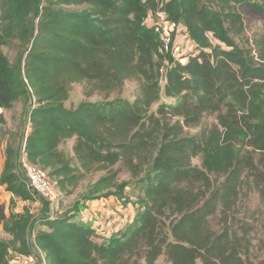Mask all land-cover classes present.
Wrapping results in <instances>:
<instances>
[{
	"label": "trees",
	"instance_id": "obj_1",
	"mask_svg": "<svg viewBox=\"0 0 264 264\" xmlns=\"http://www.w3.org/2000/svg\"><path fill=\"white\" fill-rule=\"evenodd\" d=\"M160 8L187 29L195 54L174 60L159 52L145 20ZM246 9L264 16V0H0V110L23 101L28 123L20 152L6 146L1 183L21 200L37 199L18 173L24 157L67 196L104 172L60 216L50 215V201L42 214L28 206L7 214L0 200V226L10 236L0 239V264H11L9 249L40 253L41 264H157L162 256L165 264H264L250 259L249 229L236 216L247 191L264 201V33L255 48L239 42ZM15 41L26 47L21 65L4 52ZM127 80L137 82L132 103L109 111L112 102L66 104L73 84L108 96ZM206 115L246 136L248 149L221 180L193 163L207 136L189 130ZM73 138L72 154L62 146ZM124 171L143 182L141 208L126 229L98 242L76 213L89 200L124 199Z\"/></svg>",
	"mask_w": 264,
	"mask_h": 264
},
{
	"label": "rangeland",
	"instance_id": "obj_2",
	"mask_svg": "<svg viewBox=\"0 0 264 264\" xmlns=\"http://www.w3.org/2000/svg\"><path fill=\"white\" fill-rule=\"evenodd\" d=\"M245 16V32L239 39L242 45L255 48L256 40L264 33V16L253 12L251 9L244 10ZM1 25V20H0ZM174 36H176L175 46H177V54L174 56V60L180 59L186 54H195L199 48H197L196 43L192 42L187 34V29L184 28L182 24H175ZM214 43H218L214 40ZM26 47L21 45L19 41H15L10 46L4 47V52L10 58L11 62L17 65H21V61L24 55V49ZM165 70L170 66L168 61ZM137 95V82L135 80H127L124 87L118 91L114 92L108 96L103 93L95 92L91 96L86 95V84H73L72 90L70 92V97L67 100V106L76 107L82 101L97 102V103H107L112 102L104 107V111H109L111 106L114 108L121 107L126 103H132ZM173 102L172 98H167L162 95L161 102ZM159 104L154 105L153 110H156ZM25 107L24 102L21 101L15 105L12 109H1L0 115L3 114L5 122L0 120V171L4 165L6 146L10 143L13 144L18 151L21 150L22 143V132L26 126L28 128V123L26 124V117L23 114V108ZM25 128V129H26ZM201 130L206 132V146L205 151L198 157L193 159V163L198 167L204 168L213 179L221 180L224 177L225 172L228 170L229 165L234 161L236 156L246 151L248 148L245 145L246 136L235 130H225L223 126L220 125L216 118V115H206L199 127L190 129L191 133L200 132ZM75 139L68 140L62 148H66L73 154V145ZM18 173L21 178L26 179V171L21 159L18 158ZM104 172L99 171L95 173H90L88 179L83 181L78 187L73 196L67 197V195L60 196V202H56L50 205L51 216H60L67 213L71 207H73L79 197L85 192L87 186L96 181ZM1 180V179H0ZM120 181H129V186L126 189V194L128 198H133L130 200L132 203H138L140 196H142L143 182L137 178H132L126 171L122 172L119 177ZM3 185L0 181V186ZM6 188V185H4ZM7 191V190H6ZM3 193V192H2ZM37 200L30 202L21 200L17 197L4 198L3 194H0V200L6 206L7 214L12 211L22 210L24 206L30 207L35 213L42 214L43 206L41 202L45 201L40 195H36ZM47 201V200H46ZM40 203V206L35 205ZM49 203V202H48ZM58 203V204H57ZM140 203V202H139ZM138 203V204H139ZM141 208L139 207L137 209ZM139 211V210H138ZM92 215L98 216L90 211ZM236 216L243 222L246 229H249L248 238L250 239V249L249 257L252 261L257 262L264 257V201H262L260 194L257 190L251 189L247 191V194L242 196L237 207ZM102 221L105 219L99 217ZM218 218L212 219L211 223L214 229L219 230ZM97 226L95 239L98 242H102L107 239L104 232L107 228H102L103 224L100 222H94ZM241 225V224H240ZM39 226L35 224L33 226V232L38 229ZM126 228L122 226L121 230ZM10 236L5 233L0 226V239H8ZM12 249H9L7 254V259L12 260V257L16 254ZM37 257V263L41 264L43 257L40 253H35ZM11 257V259H10ZM166 258L160 257L157 264H165ZM196 264H203L201 260H198Z\"/></svg>",
	"mask_w": 264,
	"mask_h": 264
},
{
	"label": "built area",
	"instance_id": "obj_3",
	"mask_svg": "<svg viewBox=\"0 0 264 264\" xmlns=\"http://www.w3.org/2000/svg\"><path fill=\"white\" fill-rule=\"evenodd\" d=\"M145 24L151 27L157 34L159 39V52L165 56H167L169 53H172L175 56L177 54V46H175L176 36H174L175 25L169 20L167 12L160 8L156 13H151L148 15L145 20ZM192 42L194 43V41ZM167 63L168 62H166V64ZM21 162L23 163L26 171L28 188L32 191V193L40 195L48 202L50 201L51 204L55 203V201L60 202L59 199L62 192L57 187L55 180L50 176L49 171L39 165L29 163L25 157L21 159ZM79 217L77 218L78 221L83 224H91L95 230L97 228L95 227L94 222L96 223L98 221L101 224L103 222L97 216L95 218V216L89 213V211L80 213ZM10 263L36 264L37 257L32 254H15L12 257Z\"/></svg>",
	"mask_w": 264,
	"mask_h": 264
},
{
	"label": "crops",
	"instance_id": "obj_4",
	"mask_svg": "<svg viewBox=\"0 0 264 264\" xmlns=\"http://www.w3.org/2000/svg\"><path fill=\"white\" fill-rule=\"evenodd\" d=\"M2 170H3V167L0 171V176H1ZM126 193H125L126 197L124 198L125 200L119 198L118 196L111 195L109 197H104V198L86 201L83 203L84 206L76 214L79 217L80 213H82V212L92 211L94 214L98 215L97 216L98 218L101 217V218L105 219L102 222V224H103L102 228L103 229L107 228V230L104 232V234H105V237L108 238L112 234H114V232L121 230L122 226H124V227L126 226V228H127L128 225L134 221L136 214L139 210V208L137 209V207H139V204L138 203H132L130 200H132L133 198L131 197L129 199ZM0 194H3V197L6 199L14 197L15 200H17V197H15L9 191H6V188L4 185L0 186ZM74 194L68 195L67 197L73 196ZM1 202H3V200ZM24 203L26 204V201ZM41 205H43L42 202H41ZM35 206L36 207L40 206V203H37ZM22 211H23V209L15 211V212H22ZM95 227H97V226H95ZM122 230H123V228H122Z\"/></svg>",
	"mask_w": 264,
	"mask_h": 264
}]
</instances>
